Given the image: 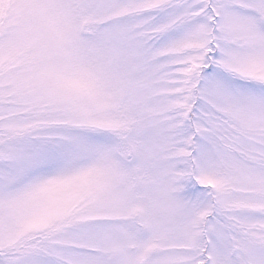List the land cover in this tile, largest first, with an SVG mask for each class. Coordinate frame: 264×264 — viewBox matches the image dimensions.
Here are the masks:
<instances>
[{"label": "snow or ice", "instance_id": "obj_1", "mask_svg": "<svg viewBox=\"0 0 264 264\" xmlns=\"http://www.w3.org/2000/svg\"><path fill=\"white\" fill-rule=\"evenodd\" d=\"M0 264H264V0H0Z\"/></svg>", "mask_w": 264, "mask_h": 264}]
</instances>
